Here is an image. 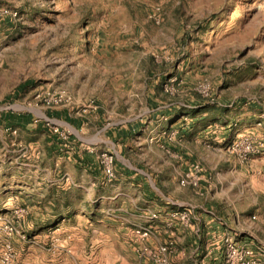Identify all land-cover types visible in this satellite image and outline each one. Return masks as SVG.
<instances>
[{
  "label": "rangeland",
  "instance_id": "374dc122",
  "mask_svg": "<svg viewBox=\"0 0 264 264\" xmlns=\"http://www.w3.org/2000/svg\"><path fill=\"white\" fill-rule=\"evenodd\" d=\"M60 107L91 122L102 110L106 126L135 118L173 170L195 163L182 179L192 172L186 185L228 227L222 263L264 264V0H0V264L8 245L10 264L47 263L43 234L27 231L39 209L27 206L22 176L44 168L42 144L9 120L38 124ZM166 110L181 122L164 133ZM54 240L51 254L63 247Z\"/></svg>",
  "mask_w": 264,
  "mask_h": 264
},
{
  "label": "crops",
  "instance_id": "0c3cea01",
  "mask_svg": "<svg viewBox=\"0 0 264 264\" xmlns=\"http://www.w3.org/2000/svg\"><path fill=\"white\" fill-rule=\"evenodd\" d=\"M169 112L164 111L167 123L160 125L164 133L181 122L170 119L176 111ZM46 117L70 131V137L61 139L46 128L44 121L32 123V115L9 120L11 128L29 136L31 146L42 144L44 168L25 170L22 176L30 188L27 206L39 209L36 215L31 211L29 222L37 226L27 231L29 235L43 234L40 251L46 264H154L136 254L134 229L139 227L150 229L148 243L153 247L174 244L170 264H177L184 255L197 257L192 259L195 264H223L220 257L227 225L214 213V206L207 204L200 187L179 184L195 163L173 170L166 156L152 150L147 129L135 118L106 126L102 110L91 122L73 117L64 107L48 111ZM37 136L42 140L37 141ZM159 141L165 144L166 139L160 136ZM89 147L97 151L90 153ZM98 149L115 153L113 180L106 178L99 164ZM147 151L148 164L140 157ZM169 170V182H162L165 179L159 173L165 175ZM155 172L156 179L152 177ZM38 180L41 186L37 188ZM175 213L187 214L188 218L184 221L173 216ZM153 214H157L156 219L151 218ZM55 238H60L63 247L51 254L47 246ZM27 250L31 254V249Z\"/></svg>",
  "mask_w": 264,
  "mask_h": 264
},
{
  "label": "built area",
  "instance_id": "2783aa9c",
  "mask_svg": "<svg viewBox=\"0 0 264 264\" xmlns=\"http://www.w3.org/2000/svg\"><path fill=\"white\" fill-rule=\"evenodd\" d=\"M56 102H57L56 99L51 98L50 100L46 101V105L50 107ZM44 124L54 134H57L61 139L66 140L69 137L70 133L64 129H61L58 125L56 126L53 120L46 117L44 119ZM90 152L95 153L93 149ZM97 158H98L99 164L106 178L108 180H113L115 178V170H114L115 156L114 154L109 151H101L97 154ZM193 168L196 173L200 172L199 165H195ZM192 177L193 176H192L191 171L190 173L185 174L184 178L181 181L182 185L191 183ZM173 216H180V218L184 221H186L188 218L187 214L175 213ZM151 218L156 219L157 214H153ZM150 235H151V231L148 228L139 227V228L134 229V243H135L136 254L140 258L151 261L154 264H169L168 255L170 254V252H172L174 244L172 242H169L166 244H161L157 247H153L149 245L148 243V239ZM230 241L231 242L229 243V249L232 252V251H235V248H234V245L231 239ZM249 254L250 253L248 252V255ZM13 257H14L13 248L11 247V245H8L6 252H5L6 264H10ZM244 264H250V263L249 261H245Z\"/></svg>",
  "mask_w": 264,
  "mask_h": 264
},
{
  "label": "trees",
  "instance_id": "16d2710c",
  "mask_svg": "<svg viewBox=\"0 0 264 264\" xmlns=\"http://www.w3.org/2000/svg\"><path fill=\"white\" fill-rule=\"evenodd\" d=\"M23 86H24V87H23ZM25 87H26V85H21V86H20V89L25 88Z\"/></svg>",
  "mask_w": 264,
  "mask_h": 264
}]
</instances>
